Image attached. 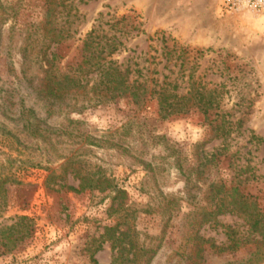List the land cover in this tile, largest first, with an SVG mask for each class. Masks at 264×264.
Wrapping results in <instances>:
<instances>
[{
	"label": "rangeland",
	"instance_id": "374dc122",
	"mask_svg": "<svg viewBox=\"0 0 264 264\" xmlns=\"http://www.w3.org/2000/svg\"><path fill=\"white\" fill-rule=\"evenodd\" d=\"M111 17L124 18L111 27L123 33L112 58L139 72L130 79L176 77L184 93L186 68L195 62L192 80L218 91L222 117L231 123L227 138L212 137L213 116L160 118L153 100L137 107L126 96L79 114L44 115L26 83L19 86L27 31L35 28L30 37L39 40L46 23L67 36L46 50L62 72L79 62L85 34L99 23L110 29ZM160 36L184 49L182 74L160 59ZM36 49L23 69L32 85L40 77ZM20 104L32 107L50 133L36 138L22 131ZM71 169L109 179L124 194L59 188L77 186ZM49 172L55 177L46 188ZM0 180V230L19 216L31 228L21 241L0 233V264H119L102 236L115 224L123 242L135 246L123 264H242L260 239L245 217L225 211L200 220L215 202L208 192L213 182L236 185L264 214V17L245 9L225 14L218 0H0ZM232 240L240 246L226 249ZM259 252L251 264H264V244Z\"/></svg>",
	"mask_w": 264,
	"mask_h": 264
},
{
	"label": "trees",
	"instance_id": "16d2710c",
	"mask_svg": "<svg viewBox=\"0 0 264 264\" xmlns=\"http://www.w3.org/2000/svg\"><path fill=\"white\" fill-rule=\"evenodd\" d=\"M100 17L102 15L98 14V19ZM111 18L110 29H100L99 23L85 34L81 41L79 62L75 66L66 67L62 72L53 65L52 60L47 59L46 50L50 44H58L67 36L60 34V32L54 33L46 29V23H44L41 26L42 33H44L42 37L40 36L39 40L32 39L30 33L32 31V35H34L36 32L35 28L28 30L29 28L24 27V31H28L23 38L22 45L19 47L22 60V76L20 77L19 86L21 87L22 83H26L25 87L28 91L26 94L32 95L35 102L39 103V109L45 113L44 115L67 116L71 113L79 114L88 108L103 103H110L126 96L137 107L145 106L148 100H153L156 105V115L160 118L189 114L194 111L200 113L204 121L209 116H213V119L209 121V123H214L212 126V137L221 141L227 138L230 134L228 128L230 129L231 123L222 117L225 114L221 111L218 91L215 88L207 89L192 80L195 62H192L186 68L187 81L184 93L178 92L179 84L176 77L169 82H165L164 79L159 83L156 80H149V84L147 80L130 79L132 75H138L139 72L131 69L127 64L118 63L112 58L122 46L120 38L123 33L118 31V34H116L117 32L112 31L111 27L123 21L124 18L121 17L115 20L113 17ZM156 40L160 44V59H163L165 63L171 62L172 67L179 68L177 72L182 74L183 70H180V68H182L184 61L187 59L184 57V49L178 48L173 41L169 45L167 39L163 36L156 38ZM32 48H37V56L34 60L40 67V77L34 85L31 84L32 79L27 78L23 70L30 64L28 53ZM200 54V51H195L194 55L198 57ZM191 58L196 60V56ZM17 116L21 123V130L27 134L42 138V134L50 133V127L43 122L41 123V120L39 121L36 117L38 115L32 107H24L20 104ZM217 116H221L219 120H217ZM69 162V159L66 158L60 169L62 171L65 170ZM71 172L78 177L77 186L74 188L61 185L58 186L59 188L66 187V190L73 193H80L85 190H97L98 192L109 190L116 197L124 194L122 190L113 186L109 179L104 177H98L95 180L82 178L77 176L78 173L75 170L71 169ZM53 177H55L53 173L49 172L44 178L46 188H49V182ZM3 181L0 180V183ZM208 192L213 195L212 199L215 202L212 204L211 210L202 214L200 222L210 221L225 211H235L243 215L249 232L257 234L260 239L252 242L253 252L242 264L257 262L261 257L259 246L264 244V214L258 210L254 201H250V197L243 196L238 192L236 185L226 188L223 183L213 182L209 184ZM28 222V218L19 216L14 224L1 229L0 233L7 232L6 238L15 235L17 240L21 241L31 233V228L27 227ZM117 225L104 228L102 236L104 235L106 240L110 241L111 250L115 253L113 263L123 264L121 259L125 255L129 253H131L132 257L135 255L133 253L135 252V246L131 242H123L125 232L119 231ZM2 241L0 240V243L5 246ZM240 243L232 240L226 249H236L240 246ZM129 262H132L131 259Z\"/></svg>",
	"mask_w": 264,
	"mask_h": 264
},
{
	"label": "built area",
	"instance_id": "2783aa9c",
	"mask_svg": "<svg viewBox=\"0 0 264 264\" xmlns=\"http://www.w3.org/2000/svg\"><path fill=\"white\" fill-rule=\"evenodd\" d=\"M219 10L225 14L245 9L264 17V0H218Z\"/></svg>",
	"mask_w": 264,
	"mask_h": 264
}]
</instances>
